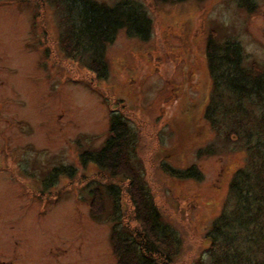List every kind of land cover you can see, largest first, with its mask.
I'll return each instance as SVG.
<instances>
[{"label": "rangeland", "instance_id": "obj_1", "mask_svg": "<svg viewBox=\"0 0 264 264\" xmlns=\"http://www.w3.org/2000/svg\"><path fill=\"white\" fill-rule=\"evenodd\" d=\"M128 1L148 10L153 34L121 32L99 81L89 62L67 59L53 6L0 0V238L9 264H117L110 239L114 230L131 237V203L119 179L81 163L103 147L113 115L130 120L135 167L183 239L177 264H211L207 236L230 183L254 150V160L264 157L263 133L236 138L230 117L213 124L205 115L215 97L208 39L240 46L244 66L264 70V0ZM244 106L264 117V101ZM191 167L201 180L174 176ZM97 189L104 211L94 218Z\"/></svg>", "mask_w": 264, "mask_h": 264}, {"label": "trees", "instance_id": "obj_2", "mask_svg": "<svg viewBox=\"0 0 264 264\" xmlns=\"http://www.w3.org/2000/svg\"><path fill=\"white\" fill-rule=\"evenodd\" d=\"M153 1L161 5L188 0ZM44 2L53 6L58 14L61 43L67 59L89 62V70L99 81L108 78L107 47L121 32L125 31L130 38L148 41L154 31L148 10L135 1L121 0L113 4L96 0ZM215 39L212 33L207 43L206 61L215 94L205 113L207 121L210 119L215 124V116L224 114L232 120L230 135L249 138L264 134V117L257 119L244 106L245 101H264V70L256 65L253 68L244 66L240 46L232 43L221 46ZM134 138L130 120L122 115H113L110 134L103 147L98 152L85 151L81 163L93 164L106 177L119 179L131 203L130 219L136 224L129 232L131 237L124 238L114 230L110 239L117 264H177L182 255L183 239L164 219L152 191L146 189L144 175L135 167L132 159L136 149ZM251 150L247 147L248 152ZM255 153L254 150L247 165L235 173L219 220L215 221L210 236H207L208 251L213 259L211 264H264V157L254 160ZM174 176L196 181L203 177L195 167ZM102 211L104 198L97 189L91 214L98 218ZM244 243H247V249Z\"/></svg>", "mask_w": 264, "mask_h": 264}, {"label": "flooded vegetation", "instance_id": "obj_3", "mask_svg": "<svg viewBox=\"0 0 264 264\" xmlns=\"http://www.w3.org/2000/svg\"><path fill=\"white\" fill-rule=\"evenodd\" d=\"M6 239L0 238V264H9L7 260V244L5 243Z\"/></svg>", "mask_w": 264, "mask_h": 264}]
</instances>
